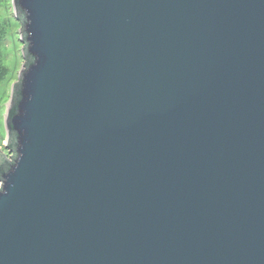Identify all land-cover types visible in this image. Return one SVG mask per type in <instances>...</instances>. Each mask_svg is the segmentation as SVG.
I'll list each match as a JSON object with an SVG mask.
<instances>
[{
    "label": "water",
    "instance_id": "obj_1",
    "mask_svg": "<svg viewBox=\"0 0 264 264\" xmlns=\"http://www.w3.org/2000/svg\"><path fill=\"white\" fill-rule=\"evenodd\" d=\"M13 6L0 264H264V0Z\"/></svg>",
    "mask_w": 264,
    "mask_h": 264
},
{
    "label": "rangeland",
    "instance_id": "obj_2",
    "mask_svg": "<svg viewBox=\"0 0 264 264\" xmlns=\"http://www.w3.org/2000/svg\"><path fill=\"white\" fill-rule=\"evenodd\" d=\"M0 15L8 19V25L4 32L5 42L2 48V53L4 62L9 66L11 71V76L8 81H4L0 87V148L3 150L0 151H5L6 154H10V151H7L9 149H6L4 146L6 142V126L4 118L6 105L9 101L12 90V84L18 79L24 59L22 56V42L20 39L21 23L13 14L12 0L0 1Z\"/></svg>",
    "mask_w": 264,
    "mask_h": 264
},
{
    "label": "trees",
    "instance_id": "obj_3",
    "mask_svg": "<svg viewBox=\"0 0 264 264\" xmlns=\"http://www.w3.org/2000/svg\"><path fill=\"white\" fill-rule=\"evenodd\" d=\"M23 19H24V15L22 12V15H20V17H19V20L22 22V24H23ZM7 20H8L7 18H4L0 15V87H1L2 83L6 80L8 81V79L11 76L10 68L7 64H5L4 59H3V53H2V48H3L4 42H5L4 32L6 31L5 29L8 25ZM12 154L13 153H11V155Z\"/></svg>",
    "mask_w": 264,
    "mask_h": 264
}]
</instances>
